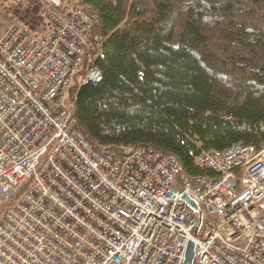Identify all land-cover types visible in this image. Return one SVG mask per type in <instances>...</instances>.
I'll list each match as a JSON object with an SVG mask.
<instances>
[{
  "label": "built area",
  "instance_id": "obj_1",
  "mask_svg": "<svg viewBox=\"0 0 264 264\" xmlns=\"http://www.w3.org/2000/svg\"><path fill=\"white\" fill-rule=\"evenodd\" d=\"M43 34L0 38V264H264V145L173 153L91 140L68 91L98 16L40 0ZM102 77L89 67L81 86ZM197 200L208 219L183 200Z\"/></svg>",
  "mask_w": 264,
  "mask_h": 264
},
{
  "label": "trees",
  "instance_id": "obj_2",
  "mask_svg": "<svg viewBox=\"0 0 264 264\" xmlns=\"http://www.w3.org/2000/svg\"><path fill=\"white\" fill-rule=\"evenodd\" d=\"M62 4L99 20L68 91L91 140L173 153L192 176L213 174L203 150L264 145V0Z\"/></svg>",
  "mask_w": 264,
  "mask_h": 264
},
{
  "label": "rangeland",
  "instance_id": "obj_3",
  "mask_svg": "<svg viewBox=\"0 0 264 264\" xmlns=\"http://www.w3.org/2000/svg\"><path fill=\"white\" fill-rule=\"evenodd\" d=\"M13 23L23 24L38 34H43L49 27L40 0H0V38ZM6 210L7 205H1L0 216H3ZM205 218H209L206 211Z\"/></svg>",
  "mask_w": 264,
  "mask_h": 264
},
{
  "label": "water",
  "instance_id": "obj_4",
  "mask_svg": "<svg viewBox=\"0 0 264 264\" xmlns=\"http://www.w3.org/2000/svg\"><path fill=\"white\" fill-rule=\"evenodd\" d=\"M183 200L188 204V206L198 214L199 217V224L195 228V234L199 233V230L202 226L203 219H204V213L203 210L197 200L192 198L188 194H183L182 195ZM195 256V242L193 240H190L187 249H186V254H185V260L184 264H193V259Z\"/></svg>",
  "mask_w": 264,
  "mask_h": 264
}]
</instances>
